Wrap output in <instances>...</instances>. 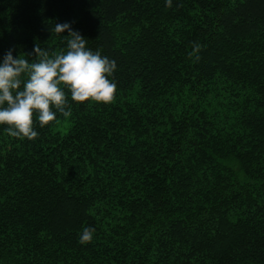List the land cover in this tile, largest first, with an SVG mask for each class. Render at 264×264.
Segmentation results:
<instances>
[{
    "label": "trees",
    "instance_id": "obj_1",
    "mask_svg": "<svg viewBox=\"0 0 264 264\" xmlns=\"http://www.w3.org/2000/svg\"><path fill=\"white\" fill-rule=\"evenodd\" d=\"M64 22L116 93L0 125V264H264V0H0V58Z\"/></svg>",
    "mask_w": 264,
    "mask_h": 264
},
{
    "label": "clouds",
    "instance_id": "obj_2",
    "mask_svg": "<svg viewBox=\"0 0 264 264\" xmlns=\"http://www.w3.org/2000/svg\"><path fill=\"white\" fill-rule=\"evenodd\" d=\"M165 3L171 7L173 0ZM50 31L62 34L65 47L60 51L50 52L37 44L31 60L27 54L14 55L11 48L0 58V125H7L10 136L35 139L34 114L41 127L58 115L69 117V96L77 102L109 103L114 99L117 86L110 77L116 62L89 48L88 40L70 22L54 23ZM94 233L95 228L84 227L79 242H91Z\"/></svg>",
    "mask_w": 264,
    "mask_h": 264
}]
</instances>
